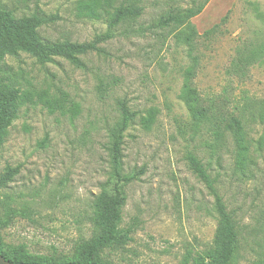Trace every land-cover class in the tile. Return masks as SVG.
<instances>
[{
    "label": "rangeland",
    "instance_id": "374dc122",
    "mask_svg": "<svg viewBox=\"0 0 264 264\" xmlns=\"http://www.w3.org/2000/svg\"><path fill=\"white\" fill-rule=\"evenodd\" d=\"M0 1L17 17L53 16L39 28L46 41L84 43L112 34L99 50L80 56L82 67L63 57L42 64L26 51L6 56L4 82L31 100L20 106L0 150V175L7 166L20 168L0 190V218L14 209L25 213L0 228L3 249L24 244L59 262L78 260V246L98 231L90 220L110 177L109 129L126 100L140 115L153 108L158 115L149 130L135 121L125 132L124 171L144 169L125 188L122 222L133 229L132 239L102 258L195 264L213 246L215 195L191 169L190 154L205 165L233 216L239 235L233 264L264 258V124L252 120V102L264 99V0H210L191 19L198 34L192 45L180 29L162 27L158 19L193 0H144L136 21L111 30L105 18L80 15V5L90 0ZM254 54L261 58L245 73H230L239 56ZM191 66L192 85L211 122L194 121L182 98ZM231 117L242 120L244 152L224 129Z\"/></svg>",
    "mask_w": 264,
    "mask_h": 264
},
{
    "label": "trees",
    "instance_id": "16d2710c",
    "mask_svg": "<svg viewBox=\"0 0 264 264\" xmlns=\"http://www.w3.org/2000/svg\"><path fill=\"white\" fill-rule=\"evenodd\" d=\"M113 1L83 2L79 7L80 15L90 19L105 18L111 30L123 22L136 21L144 11L142 4L144 0H121L117 5H113ZM209 1L193 0L191 6L170 8L159 17L158 25L180 29L179 34L184 42L192 45L198 34L191 25V19L201 14ZM53 19V16L44 14L17 17L13 10L0 1V150L7 128L18 117L20 106L31 100L28 93H23L15 83L4 82L2 75L5 72L6 56H18L20 51H26L42 64L52 62L55 57H63L74 65L82 67L81 55L99 50V43L112 38V34L108 32L97 36L93 41L84 43L69 40L46 41L39 33V28ZM260 58L261 54H254L252 57L239 56L236 61H233L230 73H245L246 67L254 65ZM185 72L186 83L182 98L192 119L197 123L211 122L208 109L201 106L200 94L191 82V78L196 75L195 66L188 67ZM126 103V100L119 103L120 116L109 129L107 149L111 163L110 177L103 186L102 193L94 201V211L90 220L98 231L89 241L78 246V260L59 262L55 260V255L32 254L24 244L8 250L0 245V254L4 258L18 264H112L102 258V253L107 249H121L132 239L133 229L124 227L122 222L123 207L127 200L125 188L139 179L144 169L141 168L131 173L124 171L122 162L125 132L135 121H138L144 129L149 130L156 122L158 112L153 108L147 115H140ZM252 120L264 124V99L252 102ZM216 126L222 130L220 125ZM224 129L234 134L240 152L246 151L241 118L231 117ZM188 160L191 169L215 195V206L219 217L213 246L204 254L194 258V263L233 264L237 259L239 249V235L233 216L228 211L223 198L216 191L214 182L201 160L194 154H190ZM19 170V166H7L5 172L3 171L0 175V190L14 179ZM19 214L25 213L20 210H10L5 217L0 218V228L10 226L13 218ZM255 264H264V258Z\"/></svg>",
    "mask_w": 264,
    "mask_h": 264
},
{
    "label": "water",
    "instance_id": "95a60500",
    "mask_svg": "<svg viewBox=\"0 0 264 264\" xmlns=\"http://www.w3.org/2000/svg\"><path fill=\"white\" fill-rule=\"evenodd\" d=\"M0 264H18V263L11 262L7 260L6 258H4L3 255L0 254Z\"/></svg>",
    "mask_w": 264,
    "mask_h": 264
}]
</instances>
